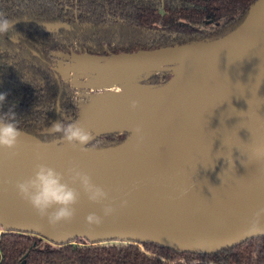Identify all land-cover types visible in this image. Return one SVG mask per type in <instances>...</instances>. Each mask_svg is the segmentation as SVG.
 Segmentation results:
<instances>
[{
	"label": "trees",
	"instance_id": "1",
	"mask_svg": "<svg viewBox=\"0 0 264 264\" xmlns=\"http://www.w3.org/2000/svg\"><path fill=\"white\" fill-rule=\"evenodd\" d=\"M257 0H0V14L30 22L0 35V92L3 110L15 105L22 131L44 143L52 121H80V96L104 89L85 77L55 69L73 55L109 58L118 54L208 44L236 31ZM35 22L63 23L69 31H47ZM15 34V39L13 35ZM167 71L141 76L148 87L167 84ZM130 84V83H127ZM63 115V117L61 116ZM129 133L100 135L93 149L124 143ZM264 264V236L217 253L182 252L153 242L92 244L84 238L53 244L39 235L0 234V264Z\"/></svg>",
	"mask_w": 264,
	"mask_h": 264
},
{
	"label": "water",
	"instance_id": "2",
	"mask_svg": "<svg viewBox=\"0 0 264 264\" xmlns=\"http://www.w3.org/2000/svg\"><path fill=\"white\" fill-rule=\"evenodd\" d=\"M29 22H16L14 27ZM49 31L69 30L67 24L38 23ZM246 35L250 41L264 40V0H257L242 25L228 36L208 44H197L154 51L213 45L233 34ZM254 47L241 45L236 53L242 56L240 64L247 69L249 56ZM97 60L109 58L95 57ZM240 63V62H239ZM64 77L74 74L89 79L90 88L114 89L119 82H108L94 74L72 70L64 64ZM170 64L136 77L148 76L161 71L174 76L165 85L146 88L156 89L170 84L175 74ZM101 86V87H100ZM103 91V92H104ZM97 94V93H96ZM81 123V117H80ZM81 126H83L81 124ZM100 133V120H94L86 129ZM48 133H52L50 130ZM129 133V132H126ZM130 134V133H129ZM106 149H64L67 142L44 143L22 131L14 149H0V227L4 232L36 234L53 244H66L84 238L92 244L153 242L171 249L193 253H217L223 249L252 238L264 236V219L253 226L252 216L264 207V143H234L226 134L208 135L209 146L220 148L227 143L233 153L228 158L215 157L210 164H191L189 161L149 163L141 160L136 164L122 153V146L130 139ZM188 152V147L184 149ZM14 153V154H13ZM212 153V152H211ZM37 163H46L58 170L78 167L92 178L93 183L104 188L108 200L90 202L81 193L74 216L66 221L50 225L31 205L17 195V181L31 175ZM127 203L122 207L121 202ZM104 204H111L115 211L102 215ZM95 212L102 216L101 223L89 225L85 217ZM21 264H25L23 261Z\"/></svg>",
	"mask_w": 264,
	"mask_h": 264
},
{
	"label": "bare ground",
	"instance_id": "3",
	"mask_svg": "<svg viewBox=\"0 0 264 264\" xmlns=\"http://www.w3.org/2000/svg\"><path fill=\"white\" fill-rule=\"evenodd\" d=\"M243 44L254 47L247 69L240 65L244 61L242 52L239 59L236 55ZM74 56L72 70L122 84L119 91L114 88L97 93L82 111L81 124L86 128L83 122L97 114H107L100 122V133L131 131L133 134L129 132L131 137L121 151L134 164L141 160L149 163L183 160L208 165L215 157L228 158L233 151L227 143L217 149L209 146L206 137L214 133H226L234 143H246L248 139L264 143V40L250 41L246 35L236 33L206 46L121 55L107 60H97L88 54ZM170 64H175L172 67L175 78L165 87H137L131 85L136 78L120 79ZM133 100L137 101L135 109L131 108ZM111 106L117 108L116 112L108 110ZM154 110L158 114L151 116ZM95 111L98 112L94 114ZM130 114H136L137 119L125 117ZM171 114L168 122L154 126L142 136L145 131H135L137 127H146L150 119L158 121ZM64 149L81 150V147L66 144Z\"/></svg>",
	"mask_w": 264,
	"mask_h": 264
},
{
	"label": "clouds",
	"instance_id": "4",
	"mask_svg": "<svg viewBox=\"0 0 264 264\" xmlns=\"http://www.w3.org/2000/svg\"><path fill=\"white\" fill-rule=\"evenodd\" d=\"M15 22L4 14H0V35L8 34L14 29ZM15 39V34L12 37ZM6 92H0V149H14L22 134L20 120L17 119L15 105L7 111L3 110L7 99ZM137 107V101H131V108ZM63 117V115L61 114ZM49 130L57 134L58 139L73 146H80L87 150L95 147L93 144V133L81 126L78 119L67 118L52 121ZM137 133L140 127L135 129ZM14 154V153H13ZM264 171V169H262ZM17 195L27 201L31 207L43 218L47 219L50 225H56L62 221L71 219L75 214V205L83 193L90 202L102 203L108 200V193L97 184L92 178L78 167H71L66 170H58L46 163H37L31 175L19 180L15 184ZM127 202L122 201L123 207ZM115 209L111 204H104L102 215L109 216ZM264 219V207L258 209L252 216L253 226ZM101 215L95 212L85 217L89 225L100 224Z\"/></svg>",
	"mask_w": 264,
	"mask_h": 264
},
{
	"label": "rangeland",
	"instance_id": "5",
	"mask_svg": "<svg viewBox=\"0 0 264 264\" xmlns=\"http://www.w3.org/2000/svg\"><path fill=\"white\" fill-rule=\"evenodd\" d=\"M70 61H71L70 65L74 64V62H75V56L74 55L71 56ZM65 67L66 66L64 64L60 63L59 67H56V69H57L56 71L57 72H64L65 71ZM136 77L137 76H130V77H128V79L134 80ZM85 80H87V82H89L88 81L89 79L85 78ZM113 88L118 89L119 88V84L114 85ZM95 96H96V93H87V94H83V95L80 96V101H79L80 115L82 114V111L84 110V108L88 107L91 104V102H92V100L94 99ZM154 111L155 112H152L151 116L152 115L156 116L158 114V112L156 110H154ZM172 117H173V114L168 115V116L164 117L162 120H158V121L150 119V122H148L146 124V127H144V128L142 127V129H141V131H145V132L141 133L140 135L142 136V135L148 133V131L153 129L154 126L160 127L162 124L168 122V120H170ZM140 123H141V120L138 121L139 125H140ZM143 124L145 125V123H143ZM92 129H93V126H92L91 129H87V130L92 132L93 136H95V131H93ZM2 232H3V230L0 227V234ZM113 243L117 244L119 242H113Z\"/></svg>",
	"mask_w": 264,
	"mask_h": 264
},
{
	"label": "crops",
	"instance_id": "6",
	"mask_svg": "<svg viewBox=\"0 0 264 264\" xmlns=\"http://www.w3.org/2000/svg\"><path fill=\"white\" fill-rule=\"evenodd\" d=\"M62 64H64V63H62ZM75 65V62H74V64H73V66ZM73 66H72V68H73ZM91 72H93V71H91ZM145 72V71H144ZM95 73V72H94ZM141 73H143V72H138V73H135V74H132V75H129V76H126V77H124V78H120V79H128V77H130V76H138L139 74H141ZM123 84H127V83H123ZM122 85V84H121ZM121 85L119 86V88L117 89L118 91L120 90V87H121ZM131 85H133V86H137V85H134V84H131ZM137 87H141V86H137ZM111 90V89H110ZM118 91H114V92H118ZM108 110L109 111H112V112H116V110H117V108H115V107H113V106H111L110 108H108ZM98 111H95L94 112V114H96ZM93 115V114H92ZM108 117V115L107 114H97V115H95V116H93L92 118H90V120H87L86 122H83L84 123V125H86V126H88L90 123H92L94 120H100V122L101 121H103V120H105L106 118ZM126 118H128V119H130V120H132V121H134V120H136L137 119V115L136 114H130V115H128V116H125ZM81 121H83V119H82V117H81ZM137 123V122H136ZM136 123H134V126H138V124H136ZM128 131V130H127ZM129 132H131V131H129ZM132 133V132H131ZM133 134V133H132Z\"/></svg>",
	"mask_w": 264,
	"mask_h": 264
},
{
	"label": "flooded vegetation",
	"instance_id": "7",
	"mask_svg": "<svg viewBox=\"0 0 264 264\" xmlns=\"http://www.w3.org/2000/svg\"><path fill=\"white\" fill-rule=\"evenodd\" d=\"M30 23V22H29ZM38 23H45V22H35V24L36 25H38ZM26 24H28V23H26ZM63 24V23H62ZM39 26V25H38ZM69 26V25H68ZM39 27H41V26H39ZM70 27V26H69ZM41 28H43V27H41ZM43 29H45V28H43ZM46 30V29H45ZM70 30V29H69ZM69 30H63V31H69ZM47 31H49V30H47ZM54 31H61V30H54ZM60 63H63V61H58V63H57V66L56 67H59V65H60ZM55 70H57V69H55ZM210 264V263H209Z\"/></svg>",
	"mask_w": 264,
	"mask_h": 264
}]
</instances>
